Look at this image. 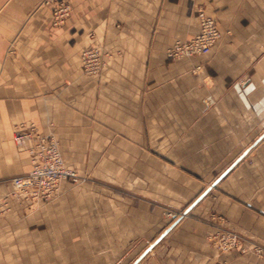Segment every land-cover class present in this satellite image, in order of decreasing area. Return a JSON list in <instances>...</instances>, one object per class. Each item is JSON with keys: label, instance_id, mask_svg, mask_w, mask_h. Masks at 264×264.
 Returning a JSON list of instances; mask_svg holds the SVG:
<instances>
[{"label": "crops", "instance_id": "crops-1", "mask_svg": "<svg viewBox=\"0 0 264 264\" xmlns=\"http://www.w3.org/2000/svg\"><path fill=\"white\" fill-rule=\"evenodd\" d=\"M45 1L0 0V199L31 168L12 140L21 124L106 183L37 213L57 243H27L10 264H264L213 242L233 232L264 247V0H65L58 28ZM198 11L220 40L206 57L168 58L199 31ZM92 46L109 54L99 76L79 60ZM8 201L13 235L20 202Z\"/></svg>", "mask_w": 264, "mask_h": 264}, {"label": "built area", "instance_id": "built-area-1", "mask_svg": "<svg viewBox=\"0 0 264 264\" xmlns=\"http://www.w3.org/2000/svg\"><path fill=\"white\" fill-rule=\"evenodd\" d=\"M52 5V27H61L69 18L71 5L65 0H46ZM197 20L199 31L187 41H177L168 50L167 57L174 60L193 57H206L221 38V32L215 20L203 11H198ZM109 54L100 46L83 49L79 54L82 71L87 76H99L106 67ZM200 66L193 69L198 71ZM13 142L26 147L30 155L31 168L25 175L10 179V198L22 200L27 204L50 203L56 197L59 186L63 182L76 183L79 176L68 168L58 150L57 143L52 137L41 136L34 124H21L13 134ZM172 219L181 214L167 213ZM215 244L220 251L226 252L240 246V239L235 233L216 234ZM258 254L262 249L252 248Z\"/></svg>", "mask_w": 264, "mask_h": 264}, {"label": "rangeland", "instance_id": "rangeland-1", "mask_svg": "<svg viewBox=\"0 0 264 264\" xmlns=\"http://www.w3.org/2000/svg\"><path fill=\"white\" fill-rule=\"evenodd\" d=\"M13 140V138H12ZM15 144V143H14ZM16 145V144H15ZM18 146V145H16ZM21 147V146H18ZM25 175V174H24ZM105 181H101L96 179L95 177H90V176H79V179L76 183L72 182H63L59 186V190L57 192L56 197L51 201L50 203H34V204H27L24 203L22 200H18L19 203V211L17 214L19 215V221H18V227H19V232L16 233H11L10 235V229L13 226L14 222H12V215L15 214V209L9 206V196L7 193L3 195V197L0 199V263L1 264H10L12 261L11 259L14 260V258L18 256V260H21L22 258V251H25L26 249V244H32L33 247H35V251H39V249H42L43 247H51L55 246L57 241L54 240H49L43 238V231L45 230V226L42 222V218L37 219L36 215L39 213L41 215V212H43L47 208H53L55 205L59 204L60 198L62 197V194L68 195L70 198H74V196H77L79 199H89L92 197V194H102L101 192H92L90 188L98 186L99 188L105 187ZM11 186V185H10ZM96 190V189H94ZM97 198V196H94ZM172 213V212H170ZM173 214H179V213H173ZM178 219V218H177ZM176 220V219H174ZM21 224H24L23 229L26 230V232H29V234L34 233L36 236H32L29 240H26L23 231H21ZM225 233H233V232H225ZM38 234V235H37ZM236 234V233H235ZM40 235V236H39ZM237 235V234H236ZM240 239V238H239ZM45 240V241H44ZM215 244V240L213 241ZM243 241L240 239V246L238 247L239 250L241 251L242 254H245L247 252H251L253 255L258 257L259 259H264V247L260 245H252V248H258L262 249V254H258L253 249L251 250H246L242 248ZM215 247L218 251H220L216 244ZM235 248V249H238ZM234 250V249H232ZM232 250L223 252L222 253H227ZM37 253V252H36ZM41 253L38 252V255H35V259L41 260L43 259V256ZM15 254V255H14Z\"/></svg>", "mask_w": 264, "mask_h": 264}]
</instances>
